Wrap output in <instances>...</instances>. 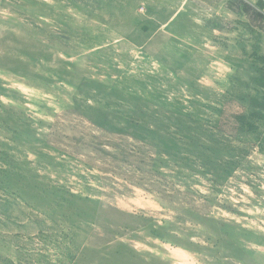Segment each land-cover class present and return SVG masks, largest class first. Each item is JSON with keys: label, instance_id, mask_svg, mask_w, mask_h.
<instances>
[{"label": "rangeland", "instance_id": "374dc122", "mask_svg": "<svg viewBox=\"0 0 264 264\" xmlns=\"http://www.w3.org/2000/svg\"><path fill=\"white\" fill-rule=\"evenodd\" d=\"M0 264H264V0H0Z\"/></svg>", "mask_w": 264, "mask_h": 264}]
</instances>
